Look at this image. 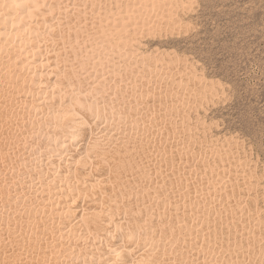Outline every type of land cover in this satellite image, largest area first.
<instances>
[{"label": "bare ground", "instance_id": "obj_1", "mask_svg": "<svg viewBox=\"0 0 264 264\" xmlns=\"http://www.w3.org/2000/svg\"><path fill=\"white\" fill-rule=\"evenodd\" d=\"M190 2L0 0V264H264L255 163L193 109L215 81L137 40Z\"/></svg>", "mask_w": 264, "mask_h": 264}, {"label": "rangeland", "instance_id": "obj_2", "mask_svg": "<svg viewBox=\"0 0 264 264\" xmlns=\"http://www.w3.org/2000/svg\"><path fill=\"white\" fill-rule=\"evenodd\" d=\"M190 1L185 10L176 8L174 16L172 9L170 19L165 22L159 20L155 11L146 15L147 18L143 13L141 21L147 19L153 31L148 24L142 26L139 22L141 35L137 33V40L147 50L154 46L175 50L192 63L197 73L215 81L214 96L207 93L208 96L193 98L196 105L193 109L199 115L196 118L209 125L207 133L232 135V139L241 141L239 144L247 151L250 161H254L264 187V0ZM85 15L82 23H87L89 28L94 14ZM179 19L180 22H175ZM195 113L191 114L192 122Z\"/></svg>", "mask_w": 264, "mask_h": 264}]
</instances>
